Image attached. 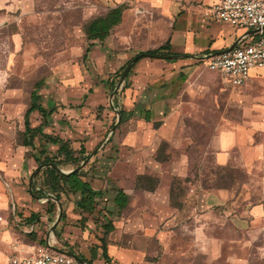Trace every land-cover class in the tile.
Segmentation results:
<instances>
[{"label": "rangeland", "instance_id": "rangeland-1", "mask_svg": "<svg viewBox=\"0 0 264 264\" xmlns=\"http://www.w3.org/2000/svg\"><path fill=\"white\" fill-rule=\"evenodd\" d=\"M164 1L0 0V112L9 108L15 118L22 117L35 84L43 82V103L52 101L57 106L46 131L71 140L75 155L95 152L84 168L88 177L112 190L116 182L101 177L111 172L112 179L132 189L134 207L147 202L138 192L150 187L149 177L155 178L161 195L168 196V206L182 210L177 221L185 222L168 228L172 234L168 264L204 263L205 255L194 240L197 221L192 207L198 191L219 189L226 190L227 197L223 205L214 207L220 220L208 231L225 239L224 251L212 264H264V219L256 221L250 214L251 206L264 204V72L256 78L257 70H253L252 79L257 82L244 92L242 88L250 79L242 86H233L202 60L195 58L185 67L187 77L181 79L178 74L183 67L172 69L161 59L141 57L119 85L123 66L167 41L173 19L162 8ZM167 1L189 5L199 0ZM120 4L127 7L122 22L104 41L92 44L86 32L89 23ZM8 90H13L10 97L6 96ZM113 92L115 107L110 105ZM141 107L150 108V125L145 123ZM30 117L34 124L42 119L34 111ZM167 118L172 119V129H161ZM229 124L253 127L251 141L259 158L250 169L240 163L236 150V159L227 165L216 162L219 126ZM15 126L11 141L18 150L22 137L18 124ZM171 137L182 142L172 144L168 141ZM4 140L0 128V143ZM27 149L21 151L25 159L30 153ZM150 156L155 166L147 161ZM43 179L42 174L39 182ZM5 195L10 207L5 209L0 203V264L15 247L38 244L49 236L67 250L91 258L93 264L108 263L102 254L105 219L98 213H83L75 207L74 196H62L61 208L54 200L55 205L51 202L43 207L34 196L33 202L38 204L35 211L18 208L10 190L6 189ZM133 206L121 216L119 229L109 235L113 238L109 242L116 243L123 225L120 222L132 217ZM26 210L44 215L36 235L17 232L14 227L15 219L20 222ZM172 211L168 207V216ZM60 212L59 223L51 228ZM244 212L242 224L223 218L230 213L241 217ZM131 242L127 235L124 244ZM156 246L149 240V250L158 251Z\"/></svg>", "mask_w": 264, "mask_h": 264}, {"label": "crops", "instance_id": "crops-1", "mask_svg": "<svg viewBox=\"0 0 264 264\" xmlns=\"http://www.w3.org/2000/svg\"><path fill=\"white\" fill-rule=\"evenodd\" d=\"M217 2L218 0H199L197 2L189 3V5H181V3L180 5H176V3H168V1L165 0L162 8L168 14V18H171V20L173 19L172 29L168 36V39H170L171 41L170 52L172 54H179L180 56L171 58H153L161 59L163 65H167L172 69L180 66L181 68L183 67V69H180L178 77H187V73L184 69L185 67L187 68L191 66L192 61L195 60V58L198 59V57H201L207 53L221 51L229 48L233 44H236L241 36L245 33V30L233 28L228 24H224L213 19V21H211V18L207 14L208 11ZM157 4L161 5L159 4V2ZM210 26H214V28L212 29L210 28ZM95 41L97 40H91V43L93 44ZM261 74L262 71L257 70L254 77L259 78ZM252 77L250 78L249 83L242 88L244 92L251 90V88H254V82L257 81L253 80ZM40 88L41 86L38 88V92L41 95L42 106L48 111L53 110V113L56 112L57 106L54 102L49 101L47 105L43 103V96L40 92ZM11 93H13V90H8L6 96H12L13 94ZM149 95L151 97V92L149 93ZM113 96L114 92L111 95L110 105L115 107ZM29 106H27L24 110L22 117H19L18 119L14 117L13 112L9 110V108H4V110L0 112V128L5 138L3 143H0V203L5 209H8L10 207L5 195V190L8 189L12 193L11 197L13 201H16L18 203V208H21V206L23 208L31 207L36 211L38 204L33 202L34 195L31 193L32 185L30 188V177L36 169V163H39V160L41 162L46 155H50L53 157L57 156L58 160H64L68 153V151L60 150V144L52 143L44 137H41L40 135L35 138L34 147L26 146L23 144V135L26 130L25 115L29 109ZM34 112L40 114L42 118L40 122L34 124L31 121L30 117L32 127H37L40 124L44 123L45 118L40 111ZM140 112L144 113V120H146L145 123L150 125V123H152L153 121V119L150 117V108L141 107ZM53 113L47 118L48 123H45L42 126V132L51 134L53 136H59L62 139L72 143L69 139L63 138L62 136L53 132L49 133L46 131V129L51 125ZM124 113H122V116L124 115ZM171 123L172 119L167 118L166 122L161 126V129H172ZM17 124L21 129L20 133L22 137L21 143H19L18 150L13 147L11 141L13 140V129ZM219 130L218 141L216 143V162L219 165H227L232 161V159H236V157L234 158L233 156L234 150H236V152L239 154L238 159L244 167L250 169L253 167V165H256L254 159L259 158V153L258 150H256L257 148L252 145L251 136L253 133V127L251 128V125H220ZM111 138L112 137H110L109 140ZM168 141L172 144L182 142L177 141L174 137L168 138ZM50 146H56L57 149L55 151H51ZM15 149L17 150V152ZM24 149H27V151L30 152L28 153L29 156L26 159L25 153H21L22 150L25 151ZM43 150L46 151L45 154L42 153ZM70 151L75 157L86 156V154L83 153L75 155L76 150L73 148V146H70ZM25 161L26 165L24 164ZM84 161H82L80 164H82ZM147 161H149L150 164L152 163L153 166L156 165L155 159L151 156ZM66 166H69L68 171L74 170L78 167L77 166L75 168L72 163L68 162L65 165H62L61 169L63 171H66ZM85 166H83L81 169L84 170ZM43 168L41 169L42 171L40 170L41 172L39 174L37 173L38 175H36L33 180V182L36 181V189L38 190L41 186V183L39 182V176L44 173ZM83 173V180L90 183L93 190L97 193V195L95 196L96 209L94 211L89 212L84 208V205L81 202L80 193H62L61 200L56 199L55 195H53L52 193L48 192V195L51 194V201H57L60 208L62 207V196H74L75 207L80 209L83 213H87L89 215L98 213V215H102V217L105 219V222L102 223V226H104L106 234V236H104L106 245L103 246L104 249L102 250V254L106 258L104 250L107 251L108 258H106V261H108V263L106 264H168V239H170V236L172 235L168 231V228L174 225V223H180L181 225H184L185 222L177 221L176 217L177 215L182 213V210L179 208L173 209L168 206V196L161 195V190L159 188V185H157V180L153 177H149L148 185L149 183H151L149 185L150 187L147 188L141 186L142 188L139 189L140 192H138V195L145 198L147 202L140 205L138 204L137 207H134L132 205L135 211L134 214L132 215V217L128 218L129 220H121L120 225L123 223V225L121 226V232L117 236L116 243H112L109 242V239L113 238L109 235L113 234V232L119 229V225H117V222L121 219V216H123L126 210L132 207V189H130L129 185H125L124 183H122V181H118L113 178L115 180L114 181L112 179L113 174L111 172H105V174L101 175V177H104V181L116 182V184L112 186V190H110L109 186L99 185L97 183V180L88 177V172ZM90 173L92 176L94 175V172ZM106 173H108L111 178L107 176ZM121 173L125 174L126 172ZM141 178L143 179V177ZM119 193H124L129 198L128 203L124 207L120 206L116 200ZM160 197L161 199L158 200ZM226 197L227 191L224 189H219V191L217 192L211 190H200L197 192V195L195 197L196 201L194 202V205L192 207L197 221L195 225L196 228L194 232V240L199 246V251L203 252V254L205 255L203 264H212L215 260L221 258L223 254V242L225 239L222 236H215L213 234H210L208 230L212 225H215L217 221L220 220V217H218L213 210L214 207L223 205V201H225ZM35 198L38 199L43 207L44 205L45 207H48L47 204L49 203V198L37 196H35ZM168 207L173 210L169 216ZM245 213L246 212H244L241 217L238 214L233 215L232 213H230L226 214L227 218H223L226 220L230 219L236 225L239 223L242 224L246 220L243 216L245 215ZM46 214L48 213L46 212ZM250 214L254 215L256 221L264 219V204L258 203L251 206ZM32 215H36L37 217L34 219V221L30 223L27 222L29 217H31ZM43 217L44 215L31 212V210H26L24 217L22 216L21 218V225L16 228V231L24 232L28 235H36V232L38 233L41 229L43 221L41 219H44ZM60 218L61 212L57 220L50 227L54 228L59 223ZM235 221L240 222L237 223ZM35 222H37L35 232H29L28 230L30 225ZM108 225L113 226V228L111 227L112 229H109ZM127 235H130L132 237V242L128 245L124 244V239ZM149 240L154 241V243L157 245L156 247L158 248V251L153 250L152 248H150L149 250ZM44 243L49 247L53 246L55 248H58L60 252H67L79 256L85 259L88 264H93L91 258L84 257L83 255L76 254L67 250L57 240L55 241V239H52L50 236L47 239H44ZM49 243L51 244L49 245Z\"/></svg>", "mask_w": 264, "mask_h": 264}, {"label": "built area", "instance_id": "built-area-1", "mask_svg": "<svg viewBox=\"0 0 264 264\" xmlns=\"http://www.w3.org/2000/svg\"><path fill=\"white\" fill-rule=\"evenodd\" d=\"M207 14L245 33L233 48L207 53L198 60L205 62L209 69L219 71L233 86L246 84L253 70L264 72V0H218ZM15 224L19 226L21 222L15 219ZM36 225L37 222L31 224L28 231L35 232ZM3 264L82 263L73 254L35 243L15 247Z\"/></svg>", "mask_w": 264, "mask_h": 264}, {"label": "trees", "instance_id": "trees-1", "mask_svg": "<svg viewBox=\"0 0 264 264\" xmlns=\"http://www.w3.org/2000/svg\"><path fill=\"white\" fill-rule=\"evenodd\" d=\"M126 9L127 7L125 5L120 4V5H117L111 8L105 15H102L100 17L93 19L89 23L86 29V32L88 34L87 35L88 39L104 41L109 36L110 31L115 26L119 25L122 22L123 14ZM170 49H171V41L170 39H167V41L164 44L160 45L159 47L152 49V50H148L146 52H141L137 56H139L140 58L143 57L141 55L142 53H149L152 55H165L168 58L180 56L179 54H172L170 52ZM186 56H189V55H186ZM125 68H126V65L123 66L122 69L124 70ZM42 83L43 82H37L35 84L33 91L31 92L30 106L25 115L26 130L23 135V144L26 146L34 147L35 138L40 135L41 137H44L45 139H47L48 141L52 143L60 144V150L68 151V153L64 160H58L57 156L53 157L50 155H46L45 158L41 162L39 160L40 164H43V163L47 164L46 167L43 168L44 179H43V182L40 184L41 186L39 190L36 189V186H37L36 181L32 183L31 193L37 197L49 198L48 201L49 203L52 202V206L54 205V202L51 201L52 196H50L51 194L48 195V192L55 195L56 199L58 200H61L62 193H67V192L80 193L81 202L84 205V208L87 211L92 212L96 209L95 196L97 195V193L93 190L90 183L83 180L84 170L83 169L74 170L73 172L69 174H65V173H62L59 169L50 165L51 163H54L59 168H62V165H65L66 163L70 162L76 168L89 155L75 157L70 151L71 143L69 141L62 139L59 136H53L51 134H46L42 132V126L45 123H48L47 118L53 113V110L48 111L42 106L41 95L38 92V88L41 86ZM33 111H40L43 117L45 118L44 123L40 124L37 127H32L31 122H30V115ZM42 153L45 154L46 151L43 150ZM116 200L120 206L124 207L128 203L129 198L126 194L119 193ZM36 217H37L36 215H32L31 217H29L27 222L30 223L34 221ZM14 227L18 228L17 225H15ZM108 227L109 229L113 228V226L111 225H108ZM40 244L46 246L44 243V240H41ZM104 254L106 258H108L106 250H104Z\"/></svg>", "mask_w": 264, "mask_h": 264}, {"label": "water", "instance_id": "water-1", "mask_svg": "<svg viewBox=\"0 0 264 264\" xmlns=\"http://www.w3.org/2000/svg\"><path fill=\"white\" fill-rule=\"evenodd\" d=\"M234 46H235V44L231 45L227 50L233 48ZM224 51H226V50H224ZM216 53H221V51H217ZM141 55H142L143 57H158V58H166V57H167V56H163V55H152V54H149V53H142ZM139 58H140L139 56H136L135 58H133V59L127 64V66H126V68H125V70H124V72H123V74H122V76H121V79H120V81H119V85H121V84L125 81V79H126L128 73H129V71L131 70L133 64H135V62H137V60H138ZM94 154H95V152H93L92 154H90V155L88 156V158H87L82 164H80L76 169H74V170H80L83 166H85V165L90 161L91 157H92ZM46 165H47L46 163L40 164V165L34 170L33 174H32L31 177H30V183H31V184H30V188H31L32 182H33V180H34V177L37 175V173L40 172V170H41L43 167H46ZM50 165L53 166V167H55V168H57V169H59L61 172H64V173H66V174L71 173V172L74 171V170L63 171L61 168H59V167H58L56 164H54V163H51ZM50 248L53 249V250L59 251L58 248H55V247H53V246H50ZM75 257H76V258H77L82 264H88V263L85 261V259H83V258H81V257H79V256H76V255H75Z\"/></svg>", "mask_w": 264, "mask_h": 264}, {"label": "bare ground", "instance_id": "bare-ground-1", "mask_svg": "<svg viewBox=\"0 0 264 264\" xmlns=\"http://www.w3.org/2000/svg\"><path fill=\"white\" fill-rule=\"evenodd\" d=\"M52 239H53V237H52ZM56 241V240H55Z\"/></svg>", "mask_w": 264, "mask_h": 264}]
</instances>
